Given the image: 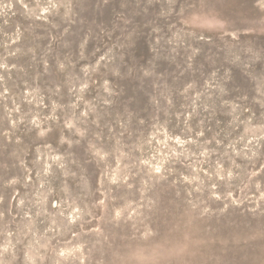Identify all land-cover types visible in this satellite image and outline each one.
Listing matches in <instances>:
<instances>
[{
	"label": "rangeland",
	"instance_id": "rangeland-1",
	"mask_svg": "<svg viewBox=\"0 0 264 264\" xmlns=\"http://www.w3.org/2000/svg\"><path fill=\"white\" fill-rule=\"evenodd\" d=\"M0 264H264V0H0Z\"/></svg>",
	"mask_w": 264,
	"mask_h": 264
}]
</instances>
